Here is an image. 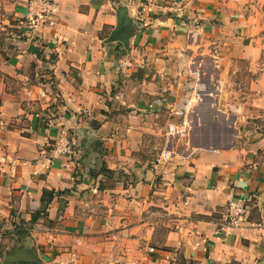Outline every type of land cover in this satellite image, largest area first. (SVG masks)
Returning <instances> with one entry per match:
<instances>
[{
  "label": "crops",
  "instance_id": "obj_1",
  "mask_svg": "<svg viewBox=\"0 0 264 264\" xmlns=\"http://www.w3.org/2000/svg\"><path fill=\"white\" fill-rule=\"evenodd\" d=\"M28 1L0 0V264H264V0H54L36 29ZM194 89L232 144L157 163Z\"/></svg>",
  "mask_w": 264,
  "mask_h": 264
},
{
  "label": "built area",
  "instance_id": "obj_2",
  "mask_svg": "<svg viewBox=\"0 0 264 264\" xmlns=\"http://www.w3.org/2000/svg\"><path fill=\"white\" fill-rule=\"evenodd\" d=\"M155 4V0H146L144 8L150 9ZM59 10L58 3L54 0H29L27 5L26 19L32 28H38L46 24L55 23V15ZM192 62V61H191ZM190 96L184 103L180 102L172 108V115L176 118L169 123L166 134L167 144L161 151L156 162L169 160L174 153L180 151L181 146L186 150L192 149V134L196 120L197 108L202 100L198 90ZM53 159L65 155H74V141L65 135L56 139L50 147ZM249 196L241 195L231 199L228 203L224 222V230H231L242 225L249 211Z\"/></svg>",
  "mask_w": 264,
  "mask_h": 264
},
{
  "label": "rangeland",
  "instance_id": "obj_3",
  "mask_svg": "<svg viewBox=\"0 0 264 264\" xmlns=\"http://www.w3.org/2000/svg\"><path fill=\"white\" fill-rule=\"evenodd\" d=\"M211 88L216 86L212 85ZM204 107L200 108L197 112L196 118L202 120V126L198 128L196 126L194 130H197V140H193L195 144L199 146H215V147H227L232 143L229 142L235 136V129L230 127L233 125V116H229L223 111L217 112L215 107L211 106V97L206 96L203 100ZM216 139L217 141L211 139Z\"/></svg>",
  "mask_w": 264,
  "mask_h": 264
},
{
  "label": "water",
  "instance_id": "obj_4",
  "mask_svg": "<svg viewBox=\"0 0 264 264\" xmlns=\"http://www.w3.org/2000/svg\"><path fill=\"white\" fill-rule=\"evenodd\" d=\"M12 260H25V261H32L34 258H32L29 253L23 252L21 254H18L17 256L13 257Z\"/></svg>",
  "mask_w": 264,
  "mask_h": 264
}]
</instances>
